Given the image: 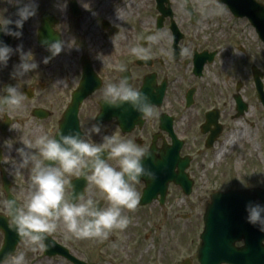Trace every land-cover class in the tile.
Here are the masks:
<instances>
[{
    "label": "flooded vegetation",
    "instance_id": "1",
    "mask_svg": "<svg viewBox=\"0 0 264 264\" xmlns=\"http://www.w3.org/2000/svg\"><path fill=\"white\" fill-rule=\"evenodd\" d=\"M184 2L186 26L175 20L172 4L173 14L163 19L161 29H157L156 21L154 29L138 36L117 39L121 31L116 23L109 17L100 18L97 36L91 41L89 37H79L72 45L65 44L63 51L47 64L43 58L50 53L43 41L56 40L53 36L65 41L67 32L81 24L83 12L79 15L75 5L67 3L69 28L61 25L62 19L51 12L53 9L37 5L36 15L24 22L22 36H11L8 45L14 52L7 65L0 66V87L19 83L25 98L21 110L0 112V250L6 239L5 232L12 229L3 202L15 198L23 203L28 195L27 170L20 176L12 170L15 160H19L16 149L21 146V138L84 131L95 119L104 122L106 131L132 139L150 150L145 166L155 171L153 163H158L159 171L154 172V180L145 177L148 182L161 186V153L178 151L180 164L189 162L187 173L193 185L192 194L199 182L223 186L204 197L205 204L210 203L212 194L220 191L228 200L222 222L211 223L212 228L215 226L221 232L218 240H228L237 250L253 243L256 246L254 234L257 233L262 246L261 232L246 222V214L239 212L236 204L241 196L247 202L262 201L259 194L264 191V60L254 46L246 47L237 39L225 38V28L214 30L199 25L202 12L190 0ZM187 2L192 12L188 11ZM218 2L237 18L227 5L221 0ZM9 12L1 16L8 18ZM45 14L52 18V39L43 36ZM173 23L178 32L171 28ZM160 31L164 38L157 43L159 46L145 39ZM259 41L262 42L260 37ZM19 45L25 51L31 50L39 64L22 83L12 75L14 66L20 62L19 53L15 52ZM133 46H146L150 58L142 60L132 54ZM184 47L190 54L180 56V49ZM121 74L128 75L133 86L156 106L153 117L143 120L127 103L118 108L104 104L102 85L115 82ZM93 139L99 141L100 137ZM201 156L212 164L221 163L222 179L209 173L201 175L205 171L203 159H198ZM69 179L75 186L77 180H84L74 175ZM135 187L141 199L144 180ZM86 190L101 205L106 203L104 194L95 185L87 186ZM229 197L233 198L232 202ZM153 204L161 214V194L151 205L141 207L138 203L135 210L125 212L150 210ZM48 235L63 245L55 235Z\"/></svg>",
    "mask_w": 264,
    "mask_h": 264
},
{
    "label": "clouds",
    "instance_id": "2",
    "mask_svg": "<svg viewBox=\"0 0 264 264\" xmlns=\"http://www.w3.org/2000/svg\"><path fill=\"white\" fill-rule=\"evenodd\" d=\"M15 20L0 16V31L19 38L24 22L36 15V0H15ZM225 9L217 2L210 14L221 15ZM14 24L15 30L9 25ZM164 33L156 32L145 37L160 42ZM50 56L43 58L47 64L59 55L65 46L63 39L43 41ZM131 53L142 60L150 58L146 46H133ZM14 50L0 41V66H6ZM20 62L14 66L13 78L20 83L23 78L39 67L31 50L17 46ZM187 47L179 55H189ZM171 58V56H170ZM104 63V61H103ZM123 73V69H121ZM102 101L109 107L118 108L125 103L137 111L144 120L155 115V105L150 98L133 86L128 75H120L115 82L102 85ZM25 93L17 85L0 87V112L21 110ZM99 136L100 140L93 139ZM16 149L19 160L13 164L15 175L28 172V195L23 203L15 198L6 199L4 207L9 214V227L14 229L25 247L37 252L45 247L47 234L62 226L64 238L98 239L109 237L112 230L125 229L131 222L125 210H135L140 196L135 185L141 177L154 180L155 173L145 166L144 160L151 156L150 150L121 135L106 131L103 121L92 122L84 131H62L52 136L47 133L34 138L22 137ZM111 161H114L112 163ZM82 177L87 186L95 185L103 194L106 203L101 205L87 190L76 192L70 176ZM245 220L264 233V201H248L245 205ZM0 264H26L23 252H9L0 259Z\"/></svg>",
    "mask_w": 264,
    "mask_h": 264
},
{
    "label": "rangeland",
    "instance_id": "3",
    "mask_svg": "<svg viewBox=\"0 0 264 264\" xmlns=\"http://www.w3.org/2000/svg\"><path fill=\"white\" fill-rule=\"evenodd\" d=\"M71 1L36 0V3L42 9H53L50 11L62 19L61 25L69 28L67 3ZM101 1L107 2V9L92 17L90 14L95 7L90 5V1L76 0L80 10L83 11L81 24L78 23V28L75 26L67 32L65 44L72 45L79 37H89L91 41L99 34L97 21L100 18L109 17L116 23L121 31L117 39L126 35L138 36L141 32L145 33L156 26L159 13L156 10L155 0H137L132 6L129 4L133 0H99V3ZM169 1L175 12V20L186 26L188 18L184 0ZM190 1L203 14L199 25L214 30L218 27L225 28L226 32L223 34L225 38L237 39L246 47L254 46L256 53H260L264 60V44L259 41L255 28L250 25L247 18H233L224 6L223 14H210L209 10L219 0ZM256 1L264 5V0ZM14 4H16L15 0H0V16L8 13ZM153 43L159 46L156 42ZM198 159H203L205 164V171L201 172L203 177L209 173L219 180L222 179L221 173L224 167L221 163L212 164L202 156ZM217 187L223 186L220 183L217 186L199 182L194 193L187 198L178 187L171 185L166 202L161 207V214L158 213V208L154 207L155 204L150 210L130 214L125 212L130 217V224L123 230H112L109 237L104 240L75 237L65 239L62 226L52 234L76 258L88 264H182L186 260H190L191 264H198L196 256L203 229L204 197ZM17 252L24 253L26 264H71L61 257H46L44 248L32 252L24 243L19 245Z\"/></svg>",
    "mask_w": 264,
    "mask_h": 264
},
{
    "label": "water",
    "instance_id": "4",
    "mask_svg": "<svg viewBox=\"0 0 264 264\" xmlns=\"http://www.w3.org/2000/svg\"><path fill=\"white\" fill-rule=\"evenodd\" d=\"M158 1V9L160 12H163L165 16H167V12L162 7V3L165 0H157ZM26 2V0H25ZM227 3L232 11L237 16H246L250 19L253 25L257 28L260 37L264 41V6L258 4L254 0H224ZM22 6L18 4L13 10L10 16V19L15 20L17 18L16 12L17 8ZM76 9V8H74ZM163 19V18H162ZM50 20L51 18L44 16L43 17V36H47L52 39V34L50 31ZM161 22V18L159 19ZM161 25V24H160ZM10 28L15 30V25H9ZM55 39H59V37L53 36ZM11 39V35H6L5 33H0V41H3L8 45L9 40ZM179 152L176 151L173 153H165L161 155V186L158 183L148 184L147 189L144 192V197L141 201V204H146L150 202L158 192H161V203L163 204L165 201V197L167 194L168 186L171 182H174L177 185H180L186 195H190L192 185L187 181V176L185 174V169L187 168V163H181L179 159ZM144 164L146 160L143 161ZM158 166V163L155 164ZM155 167V166H154ZM176 167H178V171L176 172ZM158 168V167H155ZM76 186L79 192H82L86 186V182L82 179L78 180ZM230 198V197H229ZM263 199L264 196H261ZM226 198L221 193L215 194L213 196V204L207 207L206 215H205V231L201 236L202 244L199 249V262L200 264H222L223 262H229L232 264H264V245H259V234H254L257 238L256 246L250 244L245 246L242 250H231L230 248L221 253V259L216 257V249L213 248V240L221 235L215 227H211L209 225V220L211 212H218L219 215L222 214V204L224 203ZM232 198H230L231 200ZM246 205V204H245ZM241 211H245L243 208ZM216 219L215 216L212 217V222ZM242 233L240 234V236ZM6 241L3 249L0 252V259H2L5 254L9 252H14L17 244L20 242V238L14 229H10L6 231ZM261 242L264 241V233L260 234ZM233 243V242H232ZM46 244V255L53 256L56 254L62 255L70 260L73 264H85L82 261H79L75 257L71 256L69 251L57 246L48 236L45 239ZM220 255V256H221Z\"/></svg>",
    "mask_w": 264,
    "mask_h": 264
},
{
    "label": "bare ground",
    "instance_id": "5",
    "mask_svg": "<svg viewBox=\"0 0 264 264\" xmlns=\"http://www.w3.org/2000/svg\"><path fill=\"white\" fill-rule=\"evenodd\" d=\"M89 1H90V5L95 7V10L92 11V13L90 14V16H92V17L99 15L101 12H104L108 7L106 5L107 2H105V1H101L100 3H99V0H89ZM136 1L137 0H133L132 3L129 4V6L134 5ZM121 10L122 9H120V11ZM120 11H118V12H120Z\"/></svg>",
    "mask_w": 264,
    "mask_h": 264
}]
</instances>
